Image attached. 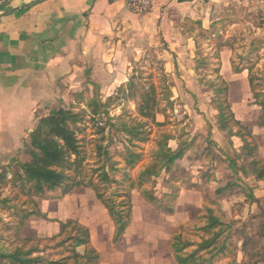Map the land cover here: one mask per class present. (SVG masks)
<instances>
[{"label": "crops", "instance_id": "crops-1", "mask_svg": "<svg viewBox=\"0 0 264 264\" xmlns=\"http://www.w3.org/2000/svg\"><path fill=\"white\" fill-rule=\"evenodd\" d=\"M218 1L153 0L152 11L142 17L130 13L124 0H16L0 7V172L3 167L12 175L21 172L19 163L31 160L29 134L40 117L66 109L67 105L76 111L87 109L86 103L99 94L105 103L132 78V65L149 49L161 46L159 58L166 72L171 76L181 73L182 79L191 80L201 70L196 67L197 33L207 29L205 6ZM258 1L264 8V0ZM245 72L234 71L232 60L222 56L219 74L227 84L237 82ZM232 110L235 113L233 106ZM213 124V129L207 131L210 138L177 160L172 172L159 176L164 178L163 196L172 193V185L180 189L174 214L162 213L173 219L172 226L195 222L203 209L211 207L208 197L220 203L228 200L233 215L241 208L237 218L246 207L250 216L257 217L254 207L264 205V181H257L239 168V175H235L231 167L230 159L235 158L228 150L240 153L242 141L221 130L217 121ZM255 127L264 133V128ZM175 136L169 141L174 151L182 144L180 135ZM200 149L202 153L194 159L189 157ZM260 158L264 160L261 150ZM236 160L237 167L248 168L247 162ZM171 175L178 179L171 181ZM232 177H239L235 182L248 193L252 190L256 201H248L245 194L230 197L227 184ZM139 204L151 207L145 200ZM36 232L53 237L61 232V222L41 224ZM153 254L150 260L155 258Z\"/></svg>", "mask_w": 264, "mask_h": 264}, {"label": "rangeland", "instance_id": "rangeland-1", "mask_svg": "<svg viewBox=\"0 0 264 264\" xmlns=\"http://www.w3.org/2000/svg\"><path fill=\"white\" fill-rule=\"evenodd\" d=\"M203 16L207 29L197 33L198 47L196 51V56L199 57L196 67L201 70L194 73L191 80L182 79L181 73L171 76L166 72L164 64L159 58L161 46L142 53L140 60L132 65V71L134 70L132 78H134H130L129 81L136 84L135 90L154 82L159 86V93H162L159 96V107L163 109V112L157 113L156 121L164 126L158 127L149 122L146 131L151 135L146 142L134 140L133 144L130 143L129 137L123 134L117 125L119 117L132 125L146 121L138 114L139 94L136 91L134 94L127 92L129 81L109 97L112 98L109 115L97 119L101 126L106 127L103 141L100 140V135L95 134V122L91 120L90 112L86 113V120L81 125L83 130L77 135L86 157V172L92 181H98L96 169L102 165V161L98 157L97 148L102 144L112 157V161L107 163V169L111 176L118 180L117 184L107 190L106 197L113 196L117 202L122 200L115 196L119 192L128 190L129 183L125 182V173H130L135 179L139 171L150 163L151 153L156 149L155 142L160 133L166 132L185 135L190 139L195 138L196 145L199 147L206 137H211L207 131L213 129V123L218 119V112L212 105V99L216 94L211 83L221 78L217 70H220L222 56L232 60L233 69L237 67L246 70L245 76H240L237 82L228 84V99L237 117L244 120L250 129L257 132L255 138L260 147L259 151L261 150L264 155V133L255 127L261 108L255 102L249 82L252 77L255 88L264 93L263 4L258 0L210 2L205 6ZM224 42H228L229 45L222 48L217 46ZM163 73L167 76V88L160 84ZM96 96L103 100L100 94ZM170 104L173 106L171 107ZM66 108L69 106L67 105ZM111 124L117 126L113 128ZM208 144L211 145V142ZM233 144L231 143V145ZM227 146L230 149V143ZM127 148L138 150L143 154V162L141 161L135 169H127L125 166ZM228 151L232 157L237 158V153ZM200 153H202L201 149L194 151L189 157L194 159ZM185 164L188 165V161H185ZM112 167L115 170L112 171ZM219 167L223 168L222 165ZM14 168L17 170L18 166L15 165ZM163 179L162 176L153 178V182L145 186L161 198L164 194ZM252 184L253 182L250 180V185ZM101 189L105 188L101 186ZM1 194L3 198H10L11 202L4 208L0 207V243L9 250L18 246L25 249L37 246L42 251L35 253L34 256L45 255L59 259L69 254L67 244L58 248L61 237L51 240L60 233L48 237L36 232L39 225H47L51 221L67 222L70 221L69 219H73L86 226L90 230L92 245L101 254L100 264H177L169 247L171 236L175 231L185 226L184 237L186 241H191L194 244V246H190L189 251L195 249V245L201 241V237L210 236L199 230L206 223L205 219H200L206 215V209L202 210L201 216L199 215L195 222L172 226L173 219L160 213L150 203L151 207L140 206L139 201L144 199L137 189L132 191V204L135 212L134 221L133 214L131 218L133 224L131 222L129 231H126L124 237L118 241H114L115 224L92 188L77 187L63 198H59L60 192L49 194L48 199L36 198L34 200L35 207L42 210L46 218L38 216L22 218L26 211L28 213L34 208L31 203L26 202L25 197H16L17 190L13 186L9 185L3 189ZM208 200L212 201L210 205L217 211V215L223 218L224 232L219 242L220 244L226 243L228 247L211 263L244 264L245 261H248L250 264H264V238L262 236L264 235V205L260 208L254 207V216L257 217L250 216L246 207L244 214L241 213L237 218L241 208L235 209L238 212L233 215L230 212L228 200L221 203L211 197H208ZM169 201V199H164V203ZM240 203L242 204L241 201ZM197 214L198 212L195 216ZM19 223H22L21 228H18ZM157 237H160L159 243L156 241ZM26 240L28 241L25 242ZM241 248H244L247 258ZM83 250V247L79 248L80 252ZM150 254H153L155 258L150 260ZM204 255L209 258L208 254ZM211 263L205 262L204 264Z\"/></svg>", "mask_w": 264, "mask_h": 264}, {"label": "trees", "instance_id": "trees-1", "mask_svg": "<svg viewBox=\"0 0 264 264\" xmlns=\"http://www.w3.org/2000/svg\"><path fill=\"white\" fill-rule=\"evenodd\" d=\"M226 45L228 46L229 43H219L217 46L222 48ZM162 71L164 72L163 69ZM219 71L218 69L217 72L219 73ZM234 71L242 72V69L236 67ZM166 82L167 76L163 73V79L160 84L167 88ZM249 82L255 102L261 108L257 126L264 128V93L255 88L252 77ZM128 86L127 92L134 94L136 91L139 94L138 114L146 121L132 125L119 117L117 125L123 134L129 137L130 143L133 144L134 140L146 142L149 135H151L146 131L149 122L154 123L158 127L164 126V124L156 121L157 113L163 112V109L159 107V96L162 93H159V86L154 82L137 90H135L137 87L133 81H129ZM211 87L215 89L216 94L212 99V105L218 112V125L221 130L227 131L230 137L240 138L242 146L240 153H237V159L243 160L248 164V168L237 167L238 164L235 158L230 159L231 167L235 171L236 168H239L240 172L254 176L257 181H264V160L260 158L259 145L253 131L236 118L228 99V84L224 79L218 78L211 83ZM111 100L112 98H109L103 103L99 96L95 95L86 103L87 109L80 112H76L72 107L60 108L53 110L48 116L40 117L36 127L29 134L28 154L31 156V160L20 163L21 172H13L11 180L8 179V169L6 167H3L0 172V207L4 208L11 202L10 198H3L1 194L3 189L11 185L17 190L16 197H25L26 202L31 203L34 208V210H29L28 213L26 211L22 218L32 216L46 218L35 207L34 200L36 198L48 199L49 194L57 192H60L59 198H63L77 187H89L95 191L98 200L108 210L115 224L114 241L124 237L132 222V191L135 189L140 192L144 200L160 213L174 214L180 189L172 185L170 186L173 190L172 193L160 198L156 196L154 191L147 189L145 185L152 183L153 178L159 177L162 172L168 174L172 172L178 162L177 160L184 158L186 153L196 146L195 138L190 139L185 135H180L179 139L182 144L178 150L174 151L169 147V141L176 136L172 133H160L155 142L156 149L151 153L150 163L139 171L135 179L130 173H125V182L129 183V186L126 192H119L115 196L122 198L119 202L113 196L106 197L107 190L117 184L118 180L113 178L107 169V163L112 161V157L102 144L98 145L97 148L98 157L102 161V165L96 169L98 181H92L86 172V157L77 135L83 130L81 125L84 124L87 117L86 113L89 111L91 120L95 122V134L101 136V141L104 140L106 127L101 126L97 119L109 115ZM170 105L171 107L173 106V104ZM117 125L113 126L111 124L113 128ZM210 142L213 143V141ZM133 147L136 148L135 145ZM208 156H211V154H208ZM141 161L143 162L142 152L127 148V155L124 161L127 169H135ZM111 170L115 169L112 167ZM235 175H239V171H236ZM237 178L232 177L227 184L228 189H226L230 190L229 196L245 194L248 201H256L252 190L248 193L243 186L235 182L240 180L239 177ZM170 179L175 181L178 177L171 175ZM101 186L105 189H101ZM233 188H238L239 191L234 192L232 191ZM220 192L218 191L217 194H221ZM164 199H169L170 201L164 203ZM205 209L206 215L200 219H205L206 223L199 230L210 236L201 237V241L195 245V249L189 251L190 246H194V244L191 241H186L183 234L185 226H182L171 236L169 247L178 264L211 263L228 248L226 243L220 244L219 242L224 232V221L212 207H206ZM21 226L22 223H19L18 228H21ZM262 236L264 238V235ZM60 237L58 248L67 244L69 249L67 256L59 259L46 257L45 255L34 256L35 253L42 251L37 246L27 249L18 246L9 250L0 243V264H100L101 254L92 245L90 230L86 226L72 220L61 222L60 234L51 240ZM81 247L84 249L83 252L79 251ZM204 254H208L209 258H206Z\"/></svg>", "mask_w": 264, "mask_h": 264}, {"label": "built area", "instance_id": "built-area-1", "mask_svg": "<svg viewBox=\"0 0 264 264\" xmlns=\"http://www.w3.org/2000/svg\"><path fill=\"white\" fill-rule=\"evenodd\" d=\"M16 0H0V7L12 4ZM127 10L139 17L145 16L152 11L153 0H124ZM12 173H8V178L12 179Z\"/></svg>", "mask_w": 264, "mask_h": 264}]
</instances>
